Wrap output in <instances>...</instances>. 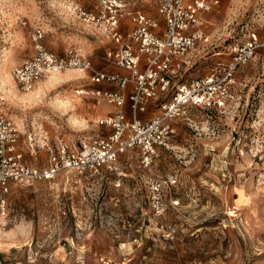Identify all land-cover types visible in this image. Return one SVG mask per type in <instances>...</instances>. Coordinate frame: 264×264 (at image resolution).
Here are the masks:
<instances>
[{
	"label": "rangeland",
	"instance_id": "1",
	"mask_svg": "<svg viewBox=\"0 0 264 264\" xmlns=\"http://www.w3.org/2000/svg\"><path fill=\"white\" fill-rule=\"evenodd\" d=\"M127 1L158 16L151 0ZM98 3L0 0V112L20 127L31 165L46 167L62 138L79 147L112 131L99 120L114 107L77 93L92 86L82 72L50 76L30 92L12 78L35 53L37 31L49 50L80 48L105 67L112 44L80 14ZM202 28L185 79L212 72L253 32L264 37V0H221ZM236 78L233 107H190L148 166L131 148L114 171L13 186L0 207V264H264V52ZM157 112L152 102L143 119Z\"/></svg>",
	"mask_w": 264,
	"mask_h": 264
},
{
	"label": "built area",
	"instance_id": "2",
	"mask_svg": "<svg viewBox=\"0 0 264 264\" xmlns=\"http://www.w3.org/2000/svg\"><path fill=\"white\" fill-rule=\"evenodd\" d=\"M151 2L157 17L135 4L130 6L127 0H99L95 11L80 10L87 26L96 31L101 41L112 44L106 51L107 66L102 69L80 48L69 47L60 53L49 50L41 42L42 34L35 32V53L12 71L18 89L33 91L52 74L72 70L84 73L94 85L115 84L117 88L113 90H77L79 95L115 108L99 120L100 125L112 131L105 137L83 141L79 147L62 138L56 151H51L48 165L41 168L25 160L20 127L0 112L1 209L6 208L13 186L28 187L71 170L114 171L120 156L131 148L140 149L148 166L158 149L168 145L174 133L172 122L190 107L220 112L233 107L237 99L236 73L259 51L264 52V37L253 32L246 42L233 48L227 61L219 60L212 72L185 79L198 41L206 35L202 28L204 14L218 8L221 0ZM126 21L132 27L124 31ZM152 102H158V112L145 120L141 114Z\"/></svg>",
	"mask_w": 264,
	"mask_h": 264
},
{
	"label": "crops",
	"instance_id": "3",
	"mask_svg": "<svg viewBox=\"0 0 264 264\" xmlns=\"http://www.w3.org/2000/svg\"><path fill=\"white\" fill-rule=\"evenodd\" d=\"M127 24V23H126ZM90 56V55H89ZM95 63V62H94ZM96 66L98 67V68H100V69H102V68H105L107 65H105V67H100V66H98L97 64H96ZM82 74H84V73H82ZM85 75V74H84ZM84 77V76H83ZM90 87H94V88H102V89H111V90H113V89H116L117 88V86L115 85V84H106V83H104V84H96V85H94V84H92V86H89V88ZM112 111H115V108L112 110ZM126 111L128 112V113H130L129 111V108L128 107H126ZM145 114L146 113H143V114H141V117H145ZM108 115V114H107Z\"/></svg>",
	"mask_w": 264,
	"mask_h": 264
},
{
	"label": "bare ground",
	"instance_id": "4",
	"mask_svg": "<svg viewBox=\"0 0 264 264\" xmlns=\"http://www.w3.org/2000/svg\"><path fill=\"white\" fill-rule=\"evenodd\" d=\"M56 74H60V73H55V74H52V75H51L52 79H53V78H57V77H55V76H56ZM48 78H50V76H49ZM48 78H47V79H48Z\"/></svg>",
	"mask_w": 264,
	"mask_h": 264
}]
</instances>
